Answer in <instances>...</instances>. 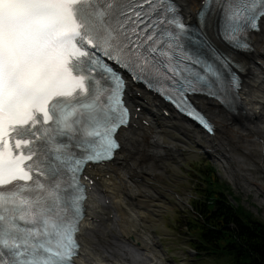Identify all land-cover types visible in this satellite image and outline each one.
<instances>
[{
  "label": "snow or ice",
  "instance_id": "1",
  "mask_svg": "<svg viewBox=\"0 0 264 264\" xmlns=\"http://www.w3.org/2000/svg\"><path fill=\"white\" fill-rule=\"evenodd\" d=\"M221 11L229 43L242 33L247 47L264 29V0ZM172 29L185 31L176 0H0V264H73L78 254V174L112 158L128 123L126 82L92 49L149 87L163 81L155 91L212 131L187 96L205 77L161 47Z\"/></svg>",
  "mask_w": 264,
  "mask_h": 264
},
{
  "label": "bare ground",
  "instance_id": "2",
  "mask_svg": "<svg viewBox=\"0 0 264 264\" xmlns=\"http://www.w3.org/2000/svg\"><path fill=\"white\" fill-rule=\"evenodd\" d=\"M177 1L183 6L187 19H192L203 0ZM252 42L253 50L247 58L248 68L240 90L243 123H236L235 118L227 114L216 101L197 98L198 105L217 127L213 137L200 135V132L190 127L191 123L185 124L176 113L169 111L166 114L164 105L157 97L139 86H130L129 103L133 106V117L131 126L119 133L121 151L113 162L86 169V175L94 184L80 229L82 248L77 264H175L169 262L167 251L161 247L159 238L151 230L153 225H149L148 209L153 207V210L161 212L159 204L162 205V201L158 200L155 189V185H158L155 178L159 168L157 165L164 156L178 154L180 147L173 141L185 142L175 135L170 138L169 129L179 128L187 139L205 143L209 151L217 152L215 159L219 160L229 174L230 182L235 185L236 174L228 160H238L237 156L234 157V151H231L234 146L255 155L264 168V29L253 35ZM139 157L144 160L140 161ZM238 170L243 171L241 167ZM131 175L138 182L132 181ZM144 175L148 177L142 178ZM150 182L156 184L152 186ZM139 185L142 197L136 193ZM243 185L250 191L249 183L244 181ZM256 186L264 191V183L258 181ZM128 200L134 201V204ZM149 200L153 204H147Z\"/></svg>",
  "mask_w": 264,
  "mask_h": 264
},
{
  "label": "rangeland",
  "instance_id": "3",
  "mask_svg": "<svg viewBox=\"0 0 264 264\" xmlns=\"http://www.w3.org/2000/svg\"><path fill=\"white\" fill-rule=\"evenodd\" d=\"M196 102L198 103L197 99ZM160 114H162L161 111ZM162 117L164 116L162 115ZM234 120L236 123H243L242 120ZM185 124L188 125L189 123ZM190 127L198 133L200 132L199 134L204 137L209 136V134L195 125H190ZM169 132H171L170 138L175 135L174 137H180V139L186 143L173 141V144H178L177 146L180 147L178 154L172 153L173 156H164L161 160L163 165L159 166L161 163L157 165L159 168L157 167L158 170L155 172V178L158 185L155 182H150V184L152 186L156 184L155 189L158 193L157 198L159 201H162V205L159 204L161 212L153 210V207H148L149 225L152 223L153 226L151 227V230L154 232L153 234L159 238L161 247L167 251L169 262H173L175 264H221L220 261H217L212 257L201 255L196 252L193 247L195 237L190 232L188 227L189 221L194 215L195 201L199 202L201 200H205L204 190L202 189H205L206 187L207 175H205V173H207L206 170H208L207 163L210 162L213 164L214 168L217 170L220 181L229 185L233 194L241 199V203L261 220H264V191L259 190L258 186L255 187V185L258 181L259 183H264V168L259 163V160L255 155H251L247 151L245 152L237 146H234L231 151H234L236 154H234V157L237 156L238 160L232 161L231 158L228 160L232 171L234 169V175L236 174L235 177L237 178V185H235L230 182L229 174H227L222 168L219 160L217 158L215 159L217 152L209 151L205 143H201L193 139V141L191 139H187L184 135H182L183 131H180L179 128L169 129ZM242 153L244 155H242ZM139 160L143 161L144 158L139 157ZM241 162L243 163L241 164ZM237 166L241 167L243 171L238 170ZM210 171L211 170L208 172ZM227 171L229 172L230 169ZM146 177H148V175H144V177L142 176V178ZM131 180L138 182L132 175ZM244 181L250 184V191L246 185V188L244 187ZM140 188L141 187L139 185L136 193L142 197ZM139 199L142 198L139 197ZM128 201L130 204H134V201ZM147 204L153 203L149 200Z\"/></svg>",
  "mask_w": 264,
  "mask_h": 264
},
{
  "label": "trees",
  "instance_id": "4",
  "mask_svg": "<svg viewBox=\"0 0 264 264\" xmlns=\"http://www.w3.org/2000/svg\"><path fill=\"white\" fill-rule=\"evenodd\" d=\"M205 200L195 201L189 221L193 247L221 264H264V220L247 209L207 163ZM211 170L210 172H208ZM230 195L239 203L231 201Z\"/></svg>",
  "mask_w": 264,
  "mask_h": 264
},
{
  "label": "water",
  "instance_id": "5",
  "mask_svg": "<svg viewBox=\"0 0 264 264\" xmlns=\"http://www.w3.org/2000/svg\"><path fill=\"white\" fill-rule=\"evenodd\" d=\"M185 120L188 121V119H186V118H185ZM230 198H231V200H232L234 203L237 204V202L235 201V199H234L233 197H230Z\"/></svg>",
  "mask_w": 264,
  "mask_h": 264
}]
</instances>
